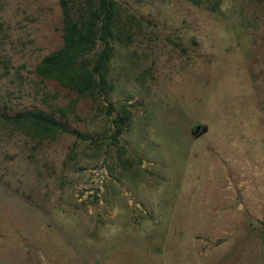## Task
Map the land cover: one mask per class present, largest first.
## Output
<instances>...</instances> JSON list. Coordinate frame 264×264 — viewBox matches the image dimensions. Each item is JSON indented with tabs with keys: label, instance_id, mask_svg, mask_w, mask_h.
<instances>
[{
	"label": "rangeland",
	"instance_id": "374dc122",
	"mask_svg": "<svg viewBox=\"0 0 264 264\" xmlns=\"http://www.w3.org/2000/svg\"><path fill=\"white\" fill-rule=\"evenodd\" d=\"M116 1L93 99L35 74L59 1L0 0V264H264V0Z\"/></svg>",
	"mask_w": 264,
	"mask_h": 264
},
{
	"label": "trees",
	"instance_id": "16d2710c",
	"mask_svg": "<svg viewBox=\"0 0 264 264\" xmlns=\"http://www.w3.org/2000/svg\"><path fill=\"white\" fill-rule=\"evenodd\" d=\"M62 17L63 45L44 56L35 67V74L75 91L80 97L93 99L105 96L111 89L107 81V63L112 55L110 42L119 38V4L116 0H58ZM196 4H201L195 0ZM100 52H95L97 43ZM112 114V108L108 109ZM129 112L112 123L114 138L121 135ZM11 120L16 127L28 126L37 136L52 137L57 133L77 134L42 110L18 113ZM85 137V136H81Z\"/></svg>",
	"mask_w": 264,
	"mask_h": 264
},
{
	"label": "built area",
	"instance_id": "2783aa9c",
	"mask_svg": "<svg viewBox=\"0 0 264 264\" xmlns=\"http://www.w3.org/2000/svg\"><path fill=\"white\" fill-rule=\"evenodd\" d=\"M104 166L99 165L94 171H93V180L95 181V183H100L99 181L103 178V174H104Z\"/></svg>",
	"mask_w": 264,
	"mask_h": 264
},
{
	"label": "water",
	"instance_id": "95a60500",
	"mask_svg": "<svg viewBox=\"0 0 264 264\" xmlns=\"http://www.w3.org/2000/svg\"><path fill=\"white\" fill-rule=\"evenodd\" d=\"M208 131V127L207 126H197L196 129L193 131L192 135L195 137H199L201 135L206 134ZM25 244L27 243V240H24Z\"/></svg>",
	"mask_w": 264,
	"mask_h": 264
}]
</instances>
